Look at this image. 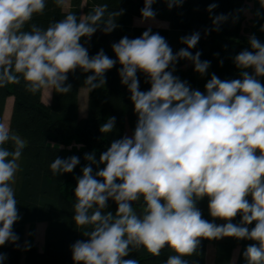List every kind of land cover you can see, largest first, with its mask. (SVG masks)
I'll return each mask as SVG.
<instances>
[{
  "label": "clouds",
  "instance_id": "clouds-1",
  "mask_svg": "<svg viewBox=\"0 0 264 264\" xmlns=\"http://www.w3.org/2000/svg\"><path fill=\"white\" fill-rule=\"evenodd\" d=\"M156 2L144 0L140 23L155 20ZM165 2L171 10L184 0ZM54 3L63 8L66 0ZM259 4L264 9V0ZM216 7L210 4L207 11ZM45 8L46 0H0V89L23 83L25 91H43L50 101L53 92L71 91L69 73H92L84 81L92 91L106 84V72L118 62L137 116L131 136L114 139L99 159L95 152L84 155L88 163L76 177L72 207L75 225L87 239L71 245L74 264H139L125 257L141 249L159 257L166 246L174 254L164 264H190L187 257L198 254L202 240L225 237L253 241L243 252L246 264H264V84L259 79L264 77V43L251 35V50L233 58L241 78L221 80L213 73L201 92L174 75L180 60L190 61L201 76L208 74L211 62L190 51L200 32L180 37L186 47L175 53L165 37L148 28L137 38L113 43L116 59L103 49L90 56L85 44L98 30L110 34L118 28L125 10H109L103 3L86 15L68 13L46 28L31 23ZM228 18L210 16L211 30L219 31ZM138 72L146 76L149 90H140ZM115 122L116 117L108 118L99 131L111 133ZM9 143L11 150L5 147ZM26 145L0 123V247H20L13 229L22 217L12 185ZM79 163L77 156L56 157L49 168L58 176ZM205 197L210 216L224 223L203 218L196 205ZM109 200L117 205L114 214L104 212ZM29 247L26 242L25 250ZM6 259L0 252V264Z\"/></svg>",
  "mask_w": 264,
  "mask_h": 264
},
{
  "label": "trees",
  "instance_id": "trees-1",
  "mask_svg": "<svg viewBox=\"0 0 264 264\" xmlns=\"http://www.w3.org/2000/svg\"><path fill=\"white\" fill-rule=\"evenodd\" d=\"M245 0H184L182 6L168 8L165 0H157L152 5L156 12V19L167 22L168 30L151 28L153 33H159L167 40L175 53L186 45L180 42V37L200 32L201 38L195 48L190 51L201 53L200 59L210 61L208 74L204 79H199V74L194 71V65L187 60H180L176 64L174 75L189 83L192 89L205 91V84L216 74L221 80L240 79V70L233 63V58L240 51L250 49L248 39L255 35L264 43V9H261L259 0L254 1L255 15L254 27L251 32L244 33L240 26V17ZM70 7H57L54 0H46L43 15H36L31 23L46 28L49 23L58 22L68 13L86 15L97 4L107 3L109 10L124 9L122 16L117 18L119 25L110 34L97 31L90 42L85 44L89 55H95L103 49L106 55L116 59L111 45L122 37L137 38L148 28L135 27L134 18H141L137 10L138 0H69ZM217 7L210 14L207 9L210 4ZM257 11L260 16H257ZM219 14L228 15V20L220 25L219 31H212L210 16ZM28 26H26L27 30ZM206 30L208 34L205 35ZM81 43H84L82 38ZM222 62V63H221ZM117 64L106 72V84L98 89L89 91L84 81L92 73H84L77 69L68 74L67 84L72 85L68 94L53 92L49 104H43L42 92L35 95L25 91L23 83L9 85L0 89V123L7 99H13L12 111L9 121V130L27 141L21 158L18 161L20 170L16 174L15 183L12 185L16 192L17 207L22 217L14 225V232L19 236V245L6 243L0 247V252L5 253L7 259L3 264H19L23 255L25 264H74L72 260L71 245L77 240L87 239L82 230L77 229L73 220L75 203L74 190L77 184L76 177L82 175V168L88 163L84 159L85 153L95 152L96 158L107 150L114 139L124 135L131 136L137 122L134 105L130 100V92L126 85L121 84ZM250 73L251 69L248 70ZM140 90L150 89L146 76L137 73ZM264 84V77L259 78ZM87 90L86 116H78L79 89ZM116 117L115 127L111 133L103 134L100 126L110 117ZM78 145L82 147H77ZM5 147L12 149L9 143ZM77 156L80 163L71 173L53 176L49 165L56 158ZM103 165H100L102 168ZM93 165V171H97ZM202 212L203 218L217 223L218 219L212 218L208 210V198L197 202L196 205ZM117 205L112 200L104 212L115 213ZM241 217L234 218V223H239ZM46 223L44 250L39 252L33 242L34 225ZM28 226L30 231L27 244L28 250L23 246L24 229ZM254 227L249 225V228ZM254 243L248 240H237L225 237L223 240H202L197 255L187 257L190 264H205L207 244L214 248L213 264H230L231 255L236 247L240 248L236 264H246L243 252L247 245ZM174 254L168 247L162 250L159 257H153L146 250L132 251L125 259H136L139 264H164L169 255Z\"/></svg>",
  "mask_w": 264,
  "mask_h": 264
},
{
  "label": "crops",
  "instance_id": "crops-1",
  "mask_svg": "<svg viewBox=\"0 0 264 264\" xmlns=\"http://www.w3.org/2000/svg\"><path fill=\"white\" fill-rule=\"evenodd\" d=\"M135 21H141V18H134L133 23H135ZM151 22H152L151 25L145 26V27L168 30L167 22L157 20L156 18L154 21L151 20ZM200 76L201 75H199V79H200ZM206 76L207 74L204 76H201V79H204ZM41 100L43 104H46V105L49 104L51 101V99L49 101V97H44L43 91H42ZM86 102H87V91L84 90V88H81L79 89V94H78V116L79 118H84L86 116ZM12 105H13V99L12 98L7 99L4 112H3V116H2V121H1V123H3L7 128H9V121H10V115L12 111ZM222 223H224V221L218 219L217 224H222ZM46 228H47L46 223H36L34 225L33 242L39 252H42L44 250ZM29 231H30L29 227L26 226L24 229V235H23V246H25V243L28 240ZM223 239L224 238L220 240H223ZM239 251H240L239 247H236L233 250L232 255H231L230 264H236ZM213 260H214L213 245L207 244L206 252H205V264H213L214 263ZM19 264H25L23 255L20 258Z\"/></svg>",
  "mask_w": 264,
  "mask_h": 264
},
{
  "label": "rangeland",
  "instance_id": "rangeland-1",
  "mask_svg": "<svg viewBox=\"0 0 264 264\" xmlns=\"http://www.w3.org/2000/svg\"><path fill=\"white\" fill-rule=\"evenodd\" d=\"M254 1L255 0H245L244 1L243 10H242L241 17H240L241 29L244 31V33H248V34L251 32V30H253V27H254V24H253L254 15H255ZM69 7H70L69 0H66L65 6L63 8L64 11H68ZM151 23H152L151 20L145 21L144 23H140V21H135V23H133L132 21L133 26L142 27V28H150V27H145V26H149L151 25ZM200 79H201V76H200ZM44 97H48V95L45 92H44Z\"/></svg>",
  "mask_w": 264,
  "mask_h": 264
},
{
  "label": "water",
  "instance_id": "water-1",
  "mask_svg": "<svg viewBox=\"0 0 264 264\" xmlns=\"http://www.w3.org/2000/svg\"><path fill=\"white\" fill-rule=\"evenodd\" d=\"M144 7V0H138V4H137V10L141 12V9ZM247 199L249 200V202H251V196L247 197ZM167 247V246H166ZM165 247V248H166ZM164 248V249H165ZM155 256H153L152 258H154Z\"/></svg>",
  "mask_w": 264,
  "mask_h": 264
}]
</instances>
